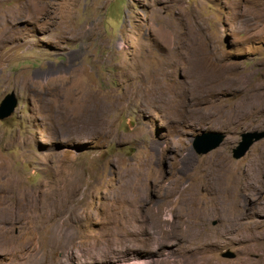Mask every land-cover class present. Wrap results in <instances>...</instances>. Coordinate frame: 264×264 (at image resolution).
<instances>
[{
    "label": "rangeland",
    "instance_id": "obj_1",
    "mask_svg": "<svg viewBox=\"0 0 264 264\" xmlns=\"http://www.w3.org/2000/svg\"><path fill=\"white\" fill-rule=\"evenodd\" d=\"M25 1L0 0V104L18 100L0 120V264H126L139 250L155 264H239L252 252L264 264V186L239 192L245 172L264 181V139L232 156L242 133L264 131V0H36L38 12L12 21ZM70 86L85 103L55 119ZM213 131L222 145L196 154L195 137ZM140 170L144 201L127 211L117 196ZM239 210L257 224L239 230Z\"/></svg>",
    "mask_w": 264,
    "mask_h": 264
},
{
    "label": "bare ground",
    "instance_id": "obj_2",
    "mask_svg": "<svg viewBox=\"0 0 264 264\" xmlns=\"http://www.w3.org/2000/svg\"><path fill=\"white\" fill-rule=\"evenodd\" d=\"M38 1V0H37ZM36 5H37V3H36V0H27V1H25L24 3H20V4H18L17 6H16V8H14V12H15V15H13L12 16V21H15V20H17L18 18L20 19V17H23V15H26V11H28V12H30V14L31 15H34V13H36V12H38V8L36 7ZM11 10V9H10ZM42 11V10H41ZM68 20V19H67ZM68 24V23H67ZM6 36H4L3 38H0V42L2 41V39H4ZM12 37H15V36H9V37H7V38H10L11 40H12ZM172 41H173V43L171 44V46H173V47H176V44L179 42V41H183L182 40V36H181V34H177V33H174L172 36H171V38H170ZM203 51H204V54L206 55V56H208V55H211L212 54V52H209V50H205V49H203ZM178 53V52H177ZM220 59V58H219ZM164 73V72H163ZM204 75V74H203ZM203 79V78H202ZM206 85V84H205ZM191 92V93H190ZM194 94V92H193V90L192 89H190V88H187L186 89V86H185V89H183V95L184 96H189V95H192V96H190V97H192L191 98V100H190V102H188V104L187 105H189V106H191L192 107V105L194 104V102H195V95H193ZM59 94H60V98L59 99H57V101H55L56 102V105H55V107H56V112L58 113V114H54V118L55 119H58V116H67V115H69V114H73V113H75V111H79V110H81V106L85 103V100L80 96V97H77L76 96V94H75V89H74V86L72 87V86H70L68 89H66L65 87H61L60 89H59ZM155 96V95H154ZM156 97V96H155ZM255 97V96H254ZM256 99V98H255ZM248 100V99H247ZM249 100H250V98H249ZM244 101V100H243ZM199 102V101H198ZM197 102V103H198ZM54 103V102H53ZM244 103V102H243ZM249 103H251L250 101H249ZM262 103V102H261ZM196 105V104H195ZM194 105V106H195ZM258 105H259V103H258ZM250 106V105H249ZM84 107V106H83ZM212 109V108H211ZM219 109V108H218ZM221 110V109H220ZM232 112H236V109H232ZM222 113V112H221ZM221 113H220V115H221ZM226 113H228V111L226 112ZM223 114V113H222ZM225 114V113H224ZM232 114H234V113H232ZM235 115H236V113H235ZM222 116H224V115H222ZM225 121V120H224ZM220 122H221V120H220ZM65 152H63V154H64ZM6 169V168H5ZM5 169L4 170H0V175L2 176H5V177H7V173L5 172ZM221 169V168H220ZM147 170V169H146ZM141 171V170H140ZM9 172V171H8ZM222 172V171H221ZM11 173V172H10ZM139 173V172H138ZM223 174V173H222ZM241 174H243L244 175V171H242V173ZM256 174H258V172L256 173ZM11 175V174H10ZM0 176V177H1ZM244 177V180L242 181L243 182V185H244V187L242 188L243 190H241V191H239L240 192V196L241 197H244V196H249L248 194H247V192H249V191H247L248 189H251V191H252V188H254V187H256L257 188V191L259 190H261V188H263L262 186H264V181H261L262 180V178H260L261 180L260 181H257V179H256V181H252L249 177V173L247 174V172H245V175L243 176ZM259 177V176H258ZM148 178V177H147ZM259 180V179H258ZM149 181V180H148ZM208 182H210V184H209V187L208 188H210V190L215 194V195H218V175H215L213 178H212V180L211 181H208ZM149 184H150V182H149ZM13 185V184H12ZM146 186H147V183H146V181H145V175H144V171H141L140 172V174L139 175H136V177L133 179L132 178V180L129 182V183H127V185L125 186V188H124V190H122V192L119 194V196H117V199L118 200H120V201H122V204H123V206H124V208L127 210V211H134V210H136V209H140L141 208V205H142V201H144L143 200V193H144V189L146 188ZM150 186V185H149ZM5 187V186H4ZM240 188V187H239ZM264 189V188H263ZM2 191V190H1ZM258 191V192H259ZM21 192V196L23 197V198H26V197H28L29 195V198L31 197V194H29V192H27V191H25L24 189L22 190V191H20ZM193 192V188L191 187V186H187V187H184V189L182 190V194L180 195V196H183V197H185L186 196V198L188 197V194H191ZM238 192V191H237ZM254 192V191H253ZM70 194H71V192H70ZM69 194V195H70ZM199 194V193H198ZM253 194H255V193H253ZM65 195V194H64ZM68 194H67V196H65V197H62V198H58L57 200H55L54 201V203H55V205L58 207V209L59 208H61L62 206H63V203L64 202H66L67 201V199H69V196ZM253 196V195H252ZM216 197V196H215ZM182 199V198H181ZM240 199V198H239ZM249 200H250V198H249ZM251 200H252V198H251ZM243 201V200H242ZM178 202V201H177ZM207 202H209V201H207ZM119 203V202H118ZM194 203H195V201H194ZM216 203V202H215ZM241 204H242V202H240ZM264 203V202H263ZM184 204L185 205H187L188 204V202L187 201H185L184 202ZM204 204V203H203ZM222 204V206L223 207H226L223 203H221ZM239 204V203H238ZM244 204V203H243ZM242 204V205H243ZM179 205V204H178ZM258 205H260V204H258ZM64 206H65V204H64ZM176 206H177V204H176ZM246 206V205H245ZM188 207V206H187ZM190 207V206H189ZM205 207V206H204ZM229 207V206H228ZM239 207V206H238ZM244 207V206H243ZM259 207V206H258ZM261 207V206H260ZM1 208V207H0ZM63 208V207H62ZM191 208V207H190ZM212 208V207H211ZM186 209V208H185ZM189 209V208H188ZM203 210V209H202ZM208 210V213H210V212H218V202L216 203V204H214V207L212 208V209H207ZM227 210V209H226ZM261 210V209H260ZM194 211V210H193ZM223 211V210H222ZM234 211V210H233ZM238 211V210H237ZM186 212V211H185ZM189 212V211H188ZM228 212V211H227ZM227 212H223V213H227ZM256 212V211H255ZM191 213V212H190ZM190 213H187V214H189V216L187 217V216H183V224L182 225H186V227H187V225L189 226V227H191L192 229L194 228L195 229V227H193V226H196V225H198L199 223H201L200 222V220H198V218L199 217H197V216H195V214H190ZM202 213V212H201ZM204 213H206V212H204ZM203 213V214H204ZM235 213V212H234ZM237 213V212H236ZM122 214V213H121ZM232 214V213H231ZM252 214L254 215V212H248V211H246V210H244V211H241V210H239V212L237 213V214H233L234 215V217L233 218H235V220H236V227L237 228H239V230H243L244 228H246V227H248L250 224H253V225H256L257 223L256 222H254V220L252 219L253 217H252ZM260 214V213H259ZM176 215V214H175ZM178 215H180V214H178ZM123 216V215H122ZM200 216V215H199ZM205 216V215H204ZM229 216H225V218H228ZM255 217V216H254ZM142 218V217H141ZM181 218H182V216H181ZM195 218H196V220H195ZM232 218V219H233ZM231 219V220H232ZM230 220V219H229ZM234 220V219H233ZM136 221V220H135ZM181 221V220H180ZM180 221H178V222H180ZM256 221V220H255ZM260 221V220H259ZM176 222H177V220H176ZM258 222V221H257ZM255 223V224H254ZM158 224V223H157ZM181 224V223H180ZM228 224V223H227ZM229 224H231V223H229ZM262 224V223H261ZM261 224H259V225H261ZM138 225V224H137ZM156 225V224H155ZM233 225V224H232ZM253 225H251V226H253ZM122 226V225H121ZM140 226V225H139ZM171 226H173V224L171 225ZM181 226V225H180ZM229 226V225H228ZM234 226V225H233ZM251 226H249V227H251ZM130 227V226H129ZM156 227V226H155ZM183 227V226H182ZM225 227V226H224ZM235 227V228H236ZM235 228H233V229H235ZM132 229V228H131ZM140 229V228H139ZM192 229H190V230H192ZM194 229L192 230V231H194ZM230 229V228H229ZM247 229V228H246ZM246 229H245V231H246ZM250 229V228H249ZM255 229H256V232H255V234L253 235V236H251V237H248V238H246L247 240H258V238H259V236H260V230H257V228L255 227ZM255 229H253V231L255 230ZM152 230V229H151ZM228 230V229H227ZM232 230V229H231ZM241 230V231H242ZM195 231H197V230H195ZM125 232V231H124ZM123 232V233H124ZM137 232H138V230H137ZM182 232H183V230H182ZM244 232V231H243ZM112 233V232H111ZM144 233V232H143ZM185 233H189L190 235L192 234V232L191 231H189V230H185ZM241 233V232H240ZM239 233V234H240ZM246 233V232H245ZM247 233H248V231H247ZM184 234V233H183ZM235 234V233H234ZM238 234V233H237ZM252 234H253V232H252ZM109 235V234H108ZM124 235V234H123ZM189 235V236H190ZM194 235V234H193ZM241 235V234H240ZM244 235V234H243ZM242 235V236H243ZM251 235V234H250ZM231 236V235H230ZM136 237V236H135ZM181 237V236H180ZM185 237H187V236H185ZM184 237V238H185ZM233 237V240L237 243V244H240V243H242V242H239V240H238V237L236 238V236H232ZM245 237H247V235L245 236ZM190 238V237H189ZM126 239H128V237L126 238ZM140 239V238H139ZM243 239V238H242ZM241 239V240H242ZM131 240V239H130ZM247 240H243V244L245 243V245H246V242L245 241H247ZM187 241V240H186ZM125 242V241H124ZM256 241H254V243H255ZM164 243V242H163ZM251 243V242H250ZM129 244V243H128ZM248 244V243H247ZM135 245V244H134ZM207 245V244H206ZM133 246V245H132ZM250 246V245H249ZM253 248V247H252ZM1 249V248H0ZM126 249H133V248H126ZM247 251H248V249H247ZM253 251V250H252ZM245 252V251H244ZM139 256H137V260L135 259V261H133V262H131V263H126V264H155V260H153L152 258H150V256H148V255H146V254H144V252H141L140 250L138 251V252H136ZM252 253H254V252H252ZM252 253H248L247 252V254H249V256L248 257H245L243 260H241V261H239V264H250L251 263V259H250V257L252 256ZM258 255H260V257L261 256H264V252H258L257 253ZM159 255V254H158ZM206 255V254H205ZM244 255V254H243ZM245 256H246V254H245ZM255 256V255H254ZM211 262V261H210ZM209 262V263H210Z\"/></svg>",
    "mask_w": 264,
    "mask_h": 264
},
{
    "label": "water",
    "instance_id": "obj_3",
    "mask_svg": "<svg viewBox=\"0 0 264 264\" xmlns=\"http://www.w3.org/2000/svg\"><path fill=\"white\" fill-rule=\"evenodd\" d=\"M18 105V100L14 92L5 96L0 104V120L9 118L15 111ZM226 135L222 132H203L197 135L193 142V148L196 154L204 155L219 148L224 142ZM264 139V131H247L241 134V140L232 150L234 159L243 158L250 148L258 141ZM226 258L234 259L236 255L233 252L227 251L223 255Z\"/></svg>",
    "mask_w": 264,
    "mask_h": 264
}]
</instances>
